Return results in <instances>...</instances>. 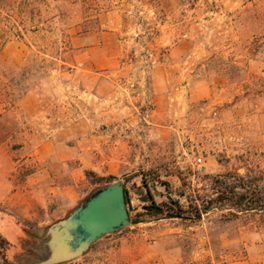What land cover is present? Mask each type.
<instances>
[{
    "label": "rangeland",
    "instance_id": "obj_1",
    "mask_svg": "<svg viewBox=\"0 0 264 264\" xmlns=\"http://www.w3.org/2000/svg\"><path fill=\"white\" fill-rule=\"evenodd\" d=\"M45 169L53 192L30 182ZM239 177L264 201V0H0L8 260L47 262L44 231L103 178L138 222L64 264H264L263 210L151 212L201 210Z\"/></svg>",
    "mask_w": 264,
    "mask_h": 264
},
{
    "label": "water",
    "instance_id": "obj_2",
    "mask_svg": "<svg viewBox=\"0 0 264 264\" xmlns=\"http://www.w3.org/2000/svg\"><path fill=\"white\" fill-rule=\"evenodd\" d=\"M130 225L124 184L115 181L96 189L67 218L48 226L37 250L44 264H64L82 257L99 239Z\"/></svg>",
    "mask_w": 264,
    "mask_h": 264
},
{
    "label": "trees",
    "instance_id": "obj_3",
    "mask_svg": "<svg viewBox=\"0 0 264 264\" xmlns=\"http://www.w3.org/2000/svg\"><path fill=\"white\" fill-rule=\"evenodd\" d=\"M90 174H93V173H90ZM239 181L242 182L241 185L239 186V188L243 190L242 193H238L235 190V188L237 187L221 188L216 191L217 197H215L213 200H210L208 202V205L203 207L201 210L198 208H193L192 204H190L189 209H185L178 202L172 201V204L174 206H170L168 203H162V204L156 205L155 202H152L153 205H151L150 208L153 210L151 212L161 214V215H166V217L168 218L199 219L202 213L207 212L213 207V204H220V205L222 204L225 206L229 205L233 208H236L239 211H252V210L254 211L263 210L264 211V201L262 198H260L259 194L255 192L256 189H253L254 187L252 188V185H248L246 182H244L245 180L242 177H239ZM112 182L113 181L110 179L98 178L96 179L94 184H96L97 186L96 188H101ZM124 191H125L126 204H128L129 196H128V191L126 187H124ZM86 199H84V201ZM77 207L78 206H76L74 209H76ZM72 211H70V213ZM68 215L65 218H67ZM130 220L132 224H135L138 222V220L132 216H130ZM9 246L10 244H9L8 239L3 234L0 233V260L2 264H17L14 261L8 260L7 257L5 256V251L8 249Z\"/></svg>",
    "mask_w": 264,
    "mask_h": 264
},
{
    "label": "crops",
    "instance_id": "obj_4",
    "mask_svg": "<svg viewBox=\"0 0 264 264\" xmlns=\"http://www.w3.org/2000/svg\"><path fill=\"white\" fill-rule=\"evenodd\" d=\"M51 177H52L51 172H49L48 169H45V170H41V171H38V172L32 174L30 176V178H31L30 182H31L32 186H34V187H36L37 184H41V185H44V187H49V189L52 190L51 192H53L55 187L51 185L54 183V182H52L53 180ZM71 198H73V197L71 196Z\"/></svg>",
    "mask_w": 264,
    "mask_h": 264
}]
</instances>
